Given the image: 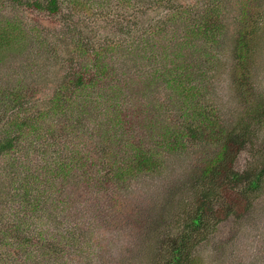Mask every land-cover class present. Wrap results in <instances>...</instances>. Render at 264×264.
Wrapping results in <instances>:
<instances>
[{
	"label": "trees",
	"instance_id": "obj_1",
	"mask_svg": "<svg viewBox=\"0 0 264 264\" xmlns=\"http://www.w3.org/2000/svg\"><path fill=\"white\" fill-rule=\"evenodd\" d=\"M11 1L17 7L56 18H65L64 11L70 9L96 19L94 9L105 4L100 0ZM161 3H170V7L155 11L147 23L140 25L142 8ZM136 4L133 16L122 21L115 34L107 35L106 26H100L101 30L93 25L73 37V52L63 56L60 66L66 65V69L55 85L42 81L22 85V79L16 85L0 84V173L2 168L3 180L9 185L0 187V264H14L11 257L18 264H69L64 260L67 251L86 250V240L94 231L93 221L78 220L65 230L51 232L60 211L45 207L49 195L56 196L64 180L84 165L97 166L82 170L88 173L86 178L93 179L87 183L112 201L133 180L162 172L170 155L196 146L215 147L212 157L193 173L187 202L176 210L175 221L161 241L160 258L154 264H203L195 252L215 225L240 217L262 199L264 142L257 143L256 139L264 124V87L255 82L252 70L264 45L262 0H149ZM226 19L234 22L232 76L237 78L236 90L243 106L237 121L228 125L212 102L203 100V94L198 97L199 83L184 68L188 65L178 62L175 49L170 52L171 63L164 65L161 58L154 64H143L145 68L156 67L154 74L160 77L162 93L155 114L141 117L157 115L162 120L147 122L149 117H143L132 122V109L122 97L124 88L120 85L108 97L110 100L102 98L99 87L121 74L115 72L118 59L139 49L140 43L147 49L159 46L145 40L148 36L160 42L157 35L167 37L174 22L184 21L186 36L200 34L214 42L225 32ZM19 22L0 20L1 54L20 46L24 39L23 26L18 24L15 31ZM82 23L79 25L84 27ZM210 41L202 43V50ZM62 43L66 51L67 39ZM211 53L210 48L206 55ZM144 82L151 84L150 77ZM87 108L91 112L85 117L99 121L96 130H90V123L80 118ZM62 120L72 122L58 131L56 125ZM243 150L249 161L240 169L236 162ZM10 151L14 155L7 158ZM14 158V166L21 173L8 180L6 170L12 167Z\"/></svg>",
	"mask_w": 264,
	"mask_h": 264
},
{
	"label": "rangeland",
	"instance_id": "obj_2",
	"mask_svg": "<svg viewBox=\"0 0 264 264\" xmlns=\"http://www.w3.org/2000/svg\"><path fill=\"white\" fill-rule=\"evenodd\" d=\"M100 1L105 4L96 6L94 9L97 13L96 19H92L87 13L75 14L70 9L64 11L65 18L48 17L28 8L17 7L11 0H0V20H20L15 31L18 30V24L26 29L20 46L0 53V84L16 85L21 83L20 79H22V85L38 84L41 81L55 85L66 69V65L60 66L63 56L73 52L71 40L73 37H77L79 33L93 25L106 26L107 35H113L118 31L122 21L125 22L127 18L133 16L137 1L149 2V0H131V3H123L120 0ZM185 1L190 0H179L181 3ZM262 4L264 5V0ZM168 7L170 3H161L154 8H142L144 11L140 25H143V22L147 23L155 11H165ZM68 17L71 19L67 21ZM80 22H83L84 27L79 25ZM184 26V21L174 22L167 37L166 34L157 35L160 42L151 36L145 38L156 42L159 46L147 49L140 43L139 49L133 50L128 56L116 62L115 72L121 74L110 78L99 87L102 98L114 94L118 85L124 88L122 97L128 100V107L132 109V122L137 123L143 117H149L147 122L152 119L162 120L157 115L141 117L145 114H155L154 111H157L159 106L156 102L162 93V90L159 92L160 77L154 74L156 67L145 68L143 64L148 61L154 64L155 60L161 58L164 65L171 63L173 60L170 52L173 49L179 52L178 62L187 64L188 66L184 68L192 79L199 83L198 97L203 94V100L212 102L228 125L240 118L243 106L239 103L237 83H235L237 78L232 76L233 57L230 56L234 40L232 38L234 22L226 19V30L217 37V41H214L216 44L210 41L209 37L200 34L192 33L186 36ZM100 29L102 30L101 27ZM64 38L68 41L66 51L62 43ZM206 40L210 41L209 45L202 50V43ZM182 42L185 44L183 45ZM210 48L212 53L206 55ZM259 52L255 59L256 65L252 67L253 78L257 84L264 87L263 44ZM41 58L44 60L40 61ZM148 71L151 73L148 74ZM149 77L151 84L145 85L144 79ZM154 96L157 99L153 98ZM154 102L157 104L156 107ZM134 108L137 113L134 112ZM90 112V108L85 109L80 114V118L90 123V130H96L99 128V121L85 117ZM71 122L72 120L59 121L56 125L58 131ZM105 123L106 121L103 124ZM84 142L87 144L88 140ZM256 142H264V124L258 129ZM214 152V146L208 148L196 146L170 155L167 166L162 172H152L133 180L114 195L112 201L105 197V192L98 193L92 188V184L87 183L93 179L91 176L86 178L88 173L82 170L97 166L84 165L81 169H77L68 180H64V185L56 196L49 195V202H46L45 206L60 211L56 220H53L51 232L59 228L65 230L69 224L77 223L78 220H91L94 223V231L89 240H86V250L67 251L64 260H68L69 264H154L157 257L160 258L161 241L175 221L176 210L179 209L180 204L187 202V191L192 185L193 173L200 170ZM13 155L14 152L10 151L6 157ZM248 157L243 150L236 166L243 168L249 161ZM11 162L12 167L6 170V175L9 174L8 180L21 173L14 166L15 158ZM0 177V187L8 185L3 180L2 168ZM0 209H2L1 202ZM215 226L195 252L203 264H264V191L262 199L258 200L248 212L238 218H227ZM11 259L12 263L18 264L12 257Z\"/></svg>",
	"mask_w": 264,
	"mask_h": 264
}]
</instances>
